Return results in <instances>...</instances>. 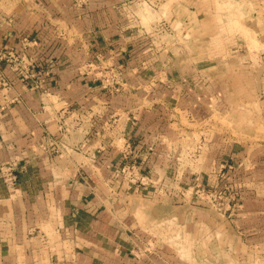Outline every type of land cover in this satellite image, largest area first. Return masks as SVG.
I'll return each mask as SVG.
<instances>
[{
  "label": "crops",
  "instance_id": "obj_1",
  "mask_svg": "<svg viewBox=\"0 0 264 264\" xmlns=\"http://www.w3.org/2000/svg\"><path fill=\"white\" fill-rule=\"evenodd\" d=\"M251 2L264 24V0ZM194 10L167 0H0V53L36 74L23 80L0 61L1 264H19L21 250L30 264L179 263L159 241L149 250L138 212L150 223L181 218L190 231L197 217L210 222L221 212L209 202L198 210L161 201L158 192V183L175 181L220 192L227 151L234 147L240 162L246 147L222 123L241 62L227 79V62L194 74L180 60V40L189 52L207 22ZM167 23L186 34H168ZM222 39L219 47L204 40L198 52L237 59L241 47ZM125 166L134 170L123 174Z\"/></svg>",
  "mask_w": 264,
  "mask_h": 264
},
{
  "label": "rangeland",
  "instance_id": "obj_2",
  "mask_svg": "<svg viewBox=\"0 0 264 264\" xmlns=\"http://www.w3.org/2000/svg\"><path fill=\"white\" fill-rule=\"evenodd\" d=\"M167 1L194 5L195 13L199 12L207 17V22H200L195 28H200L201 37H194L192 43L188 41L192 50L185 52L186 43L182 44L180 40V46L184 49V53L179 54L180 60L189 61L188 66L194 74L203 73L204 69L211 71L220 60L227 62L222 74H226L228 79L230 75L234 77L235 63L241 62L243 68L241 74H238L241 83L239 82L236 92L231 91L232 106L222 123L230 133L228 139L233 143L242 138L246 147L244 150L239 149V153H244L240 161L243 163L237 161L240 154L235 156L234 147L227 151V158L230 157L231 161L225 167L226 170L222 171L228 175L220 183V192L211 191L213 188L208 185L196 187L194 184L178 181L158 183V192L161 191L163 196L161 201L172 200L178 206L191 204L198 210L206 209V202H209L210 206L221 209L210 222L208 218L197 217L196 225L192 227L193 232L192 229L190 231L182 227L181 218H165L150 223L148 215L138 212L136 219L144 226V234L152 241L148 245L149 250L154 251V241H159V245L178 257L179 263L174 264H264V69L261 68L264 66V53L259 55L260 44L256 41V32L260 33L259 30L264 29V24L258 22V17L252 13L257 7L251 0ZM168 26H163L168 34H186V27L182 24L180 27ZM203 31H207L210 38H202ZM223 36L227 37V46L232 47L235 44L241 47L237 59L230 52L224 55L198 52L203 47L204 40L205 44L209 41L212 46H221L224 42ZM236 36L243 40L234 41ZM191 39L188 37V40ZM254 49L257 52L251 53ZM212 184L209 185L213 186ZM209 194L213 196L207 197ZM145 196L151 199L149 193ZM239 205L240 216L228 212ZM224 211L228 213L225 214ZM233 237H238L236 244H233ZM229 238L231 239L228 240ZM6 248L7 246L3 247V255H6ZM18 254L19 264H30L26 256L22 255L25 254L24 251L21 250ZM45 260L42 264H47Z\"/></svg>",
  "mask_w": 264,
  "mask_h": 264
},
{
  "label": "built area",
  "instance_id": "obj_3",
  "mask_svg": "<svg viewBox=\"0 0 264 264\" xmlns=\"http://www.w3.org/2000/svg\"><path fill=\"white\" fill-rule=\"evenodd\" d=\"M6 54L11 55V56L6 58L4 56H1L2 54H0V61L7 60L11 64L12 69L15 70V72H17L23 80H28V79H31L32 77L35 78L36 76L35 71L31 69L29 65L27 66L23 65V63H21V60L19 59L17 55L12 54V53H6ZM116 87H117L116 85H113L114 89H116ZM133 170L134 169L132 167L125 166L120 170V172L123 174H128L129 172H132ZM8 175H9L8 181L14 182L17 179V176L11 172H9Z\"/></svg>",
  "mask_w": 264,
  "mask_h": 264
},
{
  "label": "bare ground",
  "instance_id": "obj_4",
  "mask_svg": "<svg viewBox=\"0 0 264 264\" xmlns=\"http://www.w3.org/2000/svg\"><path fill=\"white\" fill-rule=\"evenodd\" d=\"M0 54H2L1 56H4L6 58H8L9 56H11V55L6 54V52L0 53ZM19 59L21 60V58H19ZM28 63L29 62H25V64H28ZM25 66H27V65H25Z\"/></svg>",
  "mask_w": 264,
  "mask_h": 264
}]
</instances>
